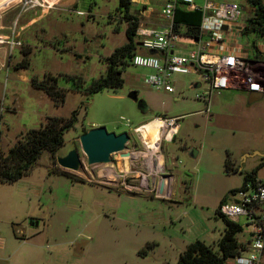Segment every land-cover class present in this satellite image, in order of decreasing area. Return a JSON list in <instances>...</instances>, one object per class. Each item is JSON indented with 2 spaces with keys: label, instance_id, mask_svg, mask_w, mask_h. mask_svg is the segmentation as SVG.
I'll return each instance as SVG.
<instances>
[{
  "label": "rangeland",
  "instance_id": "obj_1",
  "mask_svg": "<svg viewBox=\"0 0 264 264\" xmlns=\"http://www.w3.org/2000/svg\"><path fill=\"white\" fill-rule=\"evenodd\" d=\"M92 1L81 2L80 9L72 12L48 8L20 31L22 44L10 57L0 47V152L46 115L66 117L78 108L76 121L63 131L61 146L53 152L43 149L23 175L0 182V244L24 250L29 242L21 237L28 238L31 220L49 254L44 257L60 264H175L195 239L216 248L224 225L218 204L241 186L244 172L259 163L255 176L264 180V47L255 48L264 37L250 32L238 40L258 61L250 66V74L262 83L256 98L243 86H235L212 90L205 101L200 95L207 84L193 71L171 74L174 91L157 89L144 79L151 69L126 59L116 66L121 85L87 92L91 80L105 73L106 56L126 41L127 25L118 0ZM232 1L241 9L236 22L244 24L252 6L247 0ZM163 2L147 0V6L155 13ZM195 2L201 5L203 0ZM131 4L128 14L144 19L139 4ZM18 10L17 6L2 14L5 26ZM31 14L33 10L22 11L17 25ZM176 42L179 51V43L188 40ZM23 58L29 61L27 66ZM47 73L55 75L64 89L60 104L30 83L31 77L39 80ZM195 82L200 84L194 86ZM131 90L143 99L145 111L128 96ZM157 117L176 118L170 138L156 131L161 125ZM140 123L143 128L135 130ZM97 125L115 133L126 131L129 138L122 151L130 156L116 151L109 161L87 163L79 135ZM72 148L81 160L77 170L56 161ZM192 148L195 155L190 154ZM226 158L230 170L224 166ZM160 181H164L162 192ZM47 223L50 235L44 239ZM15 228L21 229L18 238Z\"/></svg>",
  "mask_w": 264,
  "mask_h": 264
},
{
  "label": "built area",
  "instance_id": "obj_2",
  "mask_svg": "<svg viewBox=\"0 0 264 264\" xmlns=\"http://www.w3.org/2000/svg\"><path fill=\"white\" fill-rule=\"evenodd\" d=\"M15 2L21 11L32 7L53 6L55 1L15 0ZM2 7L0 47L3 46L6 56L10 57L13 50L22 44L19 37L20 28L17 25L18 14L6 27L7 31L2 32ZM176 7L201 11L198 36L189 38L191 46L182 51L176 49L179 35L172 28ZM75 12L82 13L81 10ZM159 13L166 21L164 24L144 22L143 25H137L135 39L140 44H136V50L128 58L130 64L152 70L144 75L150 86L172 92L174 86L171 74L193 71L207 84L200 95L205 101L212 90L220 91L235 86H243L249 92L262 90L261 81L250 74L251 64L258 61L252 59L238 43L244 24L236 22L241 14L237 2L203 0L200 5L195 0H164ZM256 47L263 48L264 43ZM150 48L156 52L149 53ZM239 75L243 78H236ZM174 119L176 118H165L163 128L167 129L174 124ZM138 126L133 128L137 130ZM171 136L172 133L169 137L165 135L166 138ZM217 210L222 218L237 224L240 228L236 234L240 243L239 250L229 258L230 264H264V180L256 176L243 180L241 186L229 191L228 196L218 204Z\"/></svg>",
  "mask_w": 264,
  "mask_h": 264
},
{
  "label": "trees",
  "instance_id": "obj_3",
  "mask_svg": "<svg viewBox=\"0 0 264 264\" xmlns=\"http://www.w3.org/2000/svg\"><path fill=\"white\" fill-rule=\"evenodd\" d=\"M247 1L252 6V14L246 17L241 34L251 32L257 38L264 37V5L262 0ZM130 2L131 0H118L117 6L123 12L127 22L125 28L126 41L115 47L106 56L105 73L91 80L89 85L85 87L87 92H94L103 87H117L122 83L121 71L116 69V66L121 64L123 59H126L128 63L129 56L137 48L135 36L138 19L127 12ZM200 21V10H185L176 7L172 28L179 36L196 38ZM255 43V40H253L254 46ZM22 62L23 66H27L29 61L23 58ZM30 83L34 87L43 89L55 104H60L63 101L65 92L63 87L57 85L55 75L47 73L39 80L33 76L30 79ZM77 87L78 85L75 84L74 88ZM259 92L261 93V91ZM77 110L78 108L73 109L66 117L46 115L44 121L40 122L37 127L26 129L20 137L16 138L5 153L0 152V182L12 181L23 175L33 165L43 149L53 152L61 146L63 143V131L72 127L76 121ZM261 164L259 163L249 171L244 172L243 180L254 178L256 170ZM224 166L229 170L232 169V165L227 158L224 160ZM57 173L64 174L72 180L83 181V179L72 174ZM223 223V230L216 240V248H213L211 244L195 239L188 243L178 254L175 264H224L229 258L237 254L240 243L236 234L240 228L237 224L224 218Z\"/></svg>",
  "mask_w": 264,
  "mask_h": 264
},
{
  "label": "crops",
  "instance_id": "obj_4",
  "mask_svg": "<svg viewBox=\"0 0 264 264\" xmlns=\"http://www.w3.org/2000/svg\"><path fill=\"white\" fill-rule=\"evenodd\" d=\"M54 2L53 6H46V7H32V8H28L25 10H18V15L21 14V12L23 11H27V10H33V14H31L28 17H25L23 22L19 25L21 34L22 31L25 30V28L30 25L33 21L40 19L44 13L47 12L48 8H57L59 10H64V11H68V12H72L73 8L75 9H80L78 8V4H81V2H85L86 4H88V2H91V0H51V2ZM94 3V0L92 1ZM118 2V1H117ZM133 5L135 2H137L139 4V10H140V15H142L144 17V19H138V24H142L144 22H148V23H152V24H164L166 21L164 18H162V16L160 15L159 11H156L155 13H152L153 9L149 6H147V0H131ZM4 4L1 5V4ZM3 6V7H2ZM19 7V5L15 2V0H0V8L2 7V14L10 9V8H15V7ZM132 8V6H130ZM41 10H39V9ZM90 8V6H89ZM155 10V9H154ZM16 14V15H17ZM20 17V16H19ZM4 21L1 19V23H2V32H5V29L8 25H4L3 23ZM126 26V25H125ZM136 38V36H135ZM180 38H187V37H183V36H179L178 39ZM136 40V39H135ZM188 43L184 44V43H179L180 45V51H182L183 49H186L188 47L191 46V41L189 40V38H187ZM138 50H143L142 48H138ZM252 93V92H249ZM174 98H177V96H174ZM142 124V123H140ZM139 124V125H140ZM143 128V127H142ZM161 182V181H160ZM159 182V184H160ZM164 183V182H163ZM159 187V186H158ZM159 191V188H158ZM160 192V191H159ZM162 192V191H161ZM34 225H36V222L34 223V221L31 223L30 220V226H31V230L28 233V238L26 239V236H22V241L29 242L26 244V248L24 250H18L17 248H15L14 246H12L10 243H1L0 244V264H60V262H56V261H52V259L50 260L49 258H45L44 256H49V254H45L44 250H43V246L40 242V233L39 230H34ZM48 226V223L45 225ZM47 230V231H46ZM44 234V239H48L50 233H48V229L46 228ZM21 231V229L19 230ZM18 228L14 229V235L18 238V235L16 233L19 232Z\"/></svg>",
  "mask_w": 264,
  "mask_h": 264
},
{
  "label": "water",
  "instance_id": "obj_5",
  "mask_svg": "<svg viewBox=\"0 0 264 264\" xmlns=\"http://www.w3.org/2000/svg\"><path fill=\"white\" fill-rule=\"evenodd\" d=\"M225 27V25H223ZM137 45L140 42H136ZM149 53H155L153 48L148 49ZM194 86L199 85V82H195ZM251 98H256L261 95L260 92H252ZM128 96L135 101L137 107L145 111L147 109L143 99L137 96L135 90L128 92ZM129 135L126 131L115 133L114 131H108L103 125L93 126L79 135V142L82 152L86 156L87 163L105 162L110 160V154L116 151H120L122 156H130L128 151H122L125 143L128 140ZM196 150L192 148L190 150L191 155H195ZM57 163L65 168L77 170L81 164L80 157L75 148H72L64 155L56 156ZM159 191H162V185H159Z\"/></svg>",
  "mask_w": 264,
  "mask_h": 264
},
{
  "label": "bare ground",
  "instance_id": "obj_6",
  "mask_svg": "<svg viewBox=\"0 0 264 264\" xmlns=\"http://www.w3.org/2000/svg\"><path fill=\"white\" fill-rule=\"evenodd\" d=\"M158 118V117H157ZM159 119V121L161 122L160 124V126H158V127H156V131H158V133H160L161 134V132L162 131H165V135H166V137H169L170 136V134L172 133V132H175V130H176V124H171L170 126H169V128H167V129H164L163 127H164V122H163V120H161L160 118H158ZM143 127V123L141 124V125H139L136 129L137 130H140L141 128ZM161 131V132H160ZM164 181H161L160 182V185H162V188H163V183Z\"/></svg>",
  "mask_w": 264,
  "mask_h": 264
}]
</instances>
